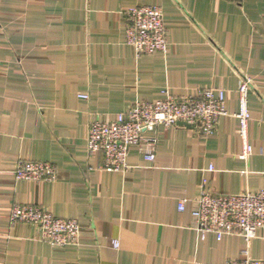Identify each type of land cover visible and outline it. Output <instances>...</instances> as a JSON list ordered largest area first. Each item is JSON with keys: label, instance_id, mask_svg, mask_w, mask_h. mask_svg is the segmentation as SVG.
I'll use <instances>...</instances> for the list:
<instances>
[{"label": "crops", "instance_id": "crops-1", "mask_svg": "<svg viewBox=\"0 0 264 264\" xmlns=\"http://www.w3.org/2000/svg\"><path fill=\"white\" fill-rule=\"evenodd\" d=\"M158 5L168 49L138 57L124 11ZM250 94L252 156L242 160L238 84ZM224 88L216 132L160 125L155 162L132 148L127 172L87 152L91 121L141 99ZM89 95L83 98L81 95ZM48 161L52 182L15 177L19 159ZM213 166V170H211ZM264 187V0H0V264H224L243 238H202L180 198ZM13 204H38L83 226L78 246L55 248ZM117 240L118 246L113 242ZM264 258V229L252 240Z\"/></svg>", "mask_w": 264, "mask_h": 264}, {"label": "built area", "instance_id": "built-area-1", "mask_svg": "<svg viewBox=\"0 0 264 264\" xmlns=\"http://www.w3.org/2000/svg\"><path fill=\"white\" fill-rule=\"evenodd\" d=\"M124 14L128 22L126 41L134 47L138 57L167 51L169 42L161 6H132ZM253 90V79L247 75L240 77L237 88L239 110L233 115L239 120L237 133L242 150L238 157L242 160H248L254 151L249 131V103ZM167 93L163 99H141L115 118L100 116L91 121L87 152L90 155L101 154L103 164L100 168L127 172L132 148H137L146 161L155 162L158 136L147 133L155 132L160 125L197 129L203 136H211L218 128L220 118L229 115L224 88H203L191 95ZM81 96L89 98L87 94ZM210 169L213 170V166ZM14 173L16 179L36 182H52L58 178L56 166L42 160L21 158ZM178 208L191 216L193 228L202 238L208 233L215 234L218 240L225 235L243 238L241 256L224 264H264V258H254L250 252L252 240L258 236L259 230L264 229V187L257 191L215 193L202 184L196 197L180 198ZM10 222L37 226L42 233L41 239L55 248L78 246L82 242L83 226L77 219L55 216L38 204H13ZM113 244L116 247L119 245L117 240Z\"/></svg>", "mask_w": 264, "mask_h": 264}]
</instances>
